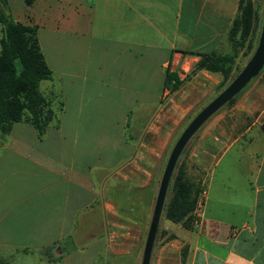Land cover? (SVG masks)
Returning a JSON list of instances; mask_svg holds the SVG:
<instances>
[{"label":"crops","instance_id":"crops-1","mask_svg":"<svg viewBox=\"0 0 264 264\" xmlns=\"http://www.w3.org/2000/svg\"><path fill=\"white\" fill-rule=\"evenodd\" d=\"M237 2L6 0L13 20L36 26L51 70L42 80L61 107L41 136L22 120L0 132V264H100L105 254L132 252L140 264L143 244L126 240L114 249L105 230L85 220L134 216L120 202L136 210L128 185L148 183L153 148L145 131L128 136L126 128L142 120L140 130L150 129L144 109L161 94L177 101L204 84L202 74L217 78L206 69L190 73L198 55L188 51H219ZM165 68L182 80L172 92L163 86ZM101 123L115 129L97 132ZM251 142L239 187L250 195H227L226 218L204 213L189 227L158 220L153 263L264 264V145ZM78 220L83 226L75 228Z\"/></svg>","mask_w":264,"mask_h":264},{"label":"rangeland","instance_id":"rangeland-1","mask_svg":"<svg viewBox=\"0 0 264 264\" xmlns=\"http://www.w3.org/2000/svg\"><path fill=\"white\" fill-rule=\"evenodd\" d=\"M252 2L257 14V21L251 31L249 40L242 42L237 47L229 76L226 79H222L218 73L217 78L213 80L208 75L202 74L204 84L194 87L192 90L186 89L178 93L176 95L177 101L175 99V101H167L166 95L162 96L161 94L159 103H156L154 106L152 105L149 110L144 109L146 115L151 112L150 129H146L147 127H145L146 130H140L141 126L145 124L142 123V120H138L126 128V135L128 136L140 134L141 137L144 131V133H147L145 137L153 148V158L151 161L152 165L149 168L150 179L148 183L141 187L128 185L130 188L129 193L135 198L133 205L136 210L133 212L132 207L128 206H131L130 203L120 202V211L129 208L127 210L128 215L132 214L134 216L125 217L120 214L118 217L109 218V220H106L105 217L102 220H85L87 223L92 224V227H100L105 230L106 237H108L107 242L111 245L110 247L122 249L120 243L126 240L136 242L139 248L143 244L147 229L148 213L150 208L152 209L162 168L172 144L194 114L214 97L240 70L256 44L264 0H252ZM247 43H249L250 47H247ZM231 44V41L226 36L225 44L219 52L229 50ZM46 84L47 80H41L38 87L44 95L51 99L52 107L58 116V103L46 91ZM263 119L264 68L230 102L223 103L211 113L188 138L177 157L171 173L160 213L159 224L165 220V207L171 197L172 178L180 164H183L185 178L194 187L198 186L201 188V191L196 195V200H200L197 203L195 201L190 213L192 215L190 224L198 225L197 221L204 216V213H216L225 218L226 215L230 214V205L229 203L226 204V196H237L236 190H240L242 196L248 194L239 188L240 180L243 178L241 169L246 164L244 155L248 147L246 140L252 141L251 148L254 149H258L260 144L264 145V137L260 133V123ZM96 125L98 128L96 129L97 132H105V129H115V126L111 123ZM258 133L261 135L259 141L255 139ZM235 137H238V142L234 143L224 152H221ZM242 142H245V145L240 147ZM220 152L222 154H219ZM119 197L121 200V195ZM220 198L221 200H219ZM195 205L197 206L195 207ZM83 223L84 221L78 220L75 228L82 227ZM124 237L125 239H123ZM99 263L137 264V260L134 252L125 255L105 254L101 257ZM149 264H155L151 261V258Z\"/></svg>","mask_w":264,"mask_h":264},{"label":"trees","instance_id":"trees-1","mask_svg":"<svg viewBox=\"0 0 264 264\" xmlns=\"http://www.w3.org/2000/svg\"><path fill=\"white\" fill-rule=\"evenodd\" d=\"M256 19L252 0H238L236 13L226 33L232 43L231 48L224 52L188 51L198 55L190 73L206 69L217 72L222 79H226L234 62L236 49L242 42L249 40ZM0 31V132H7L12 122L22 120L29 123L36 134L41 136L46 126L52 122L56 124L57 116L51 99L38 87L40 80L51 77V70L40 50L36 26L13 20L6 0H0ZM247 47H250L249 43ZM263 68L264 64L258 74ZM181 82L175 71L165 68L163 86L167 92L177 89ZM235 95L226 102H230ZM57 103L60 109L59 99ZM200 189L185 178L183 164H180L172 178L171 197L165 207V217L172 222H180L185 227L191 226L190 213Z\"/></svg>","mask_w":264,"mask_h":264},{"label":"water","instance_id":"water-1","mask_svg":"<svg viewBox=\"0 0 264 264\" xmlns=\"http://www.w3.org/2000/svg\"><path fill=\"white\" fill-rule=\"evenodd\" d=\"M264 64V7L261 15L260 28L256 44L246 59L240 70L231 80L205 105H203L181 130L176 140L172 144L156 189L152 211L150 214L143 248L140 257V264H149L150 253L157 229L158 220L162 210L166 189L169 183L177 157L192 133L202 124V122L213 113L218 107L239 92L250 79L255 77ZM260 129L264 136V119L260 123Z\"/></svg>","mask_w":264,"mask_h":264},{"label":"built area","instance_id":"built-area-1","mask_svg":"<svg viewBox=\"0 0 264 264\" xmlns=\"http://www.w3.org/2000/svg\"><path fill=\"white\" fill-rule=\"evenodd\" d=\"M199 200H200V199H197V200H196V203H197ZM196 206H197V205H195V207H196Z\"/></svg>","mask_w":264,"mask_h":264}]
</instances>
